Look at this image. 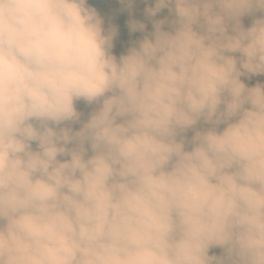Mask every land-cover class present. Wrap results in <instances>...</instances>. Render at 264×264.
I'll use <instances>...</instances> for the list:
<instances>
[{"label":"clouds","instance_id":"obj_1","mask_svg":"<svg viewBox=\"0 0 264 264\" xmlns=\"http://www.w3.org/2000/svg\"><path fill=\"white\" fill-rule=\"evenodd\" d=\"M163 9L0 0V264H264V0Z\"/></svg>","mask_w":264,"mask_h":264},{"label":"trees","instance_id":"obj_2","mask_svg":"<svg viewBox=\"0 0 264 264\" xmlns=\"http://www.w3.org/2000/svg\"><path fill=\"white\" fill-rule=\"evenodd\" d=\"M96 0H88V4L89 6H91V3L94 2ZM116 3L118 4V6L120 5L119 0H115ZM121 6V5H120ZM154 6V0H134L133 5L128 9L129 14L127 13L128 16V26L130 24V21H140L142 23L145 24L146 28L145 31L147 33H151L153 31V21L154 20H161L164 19L165 17H168L169 19L171 18L169 16L168 11H165L163 14L161 15H156L155 17H149L146 13V9L148 7H152ZM124 7L121 6V9H123ZM244 25L245 27H248L251 25V23L249 22V20L247 18H244ZM113 25H116L117 27H119V25L115 24L112 21ZM165 30L168 29V25L165 24L164 25ZM120 28V27H119ZM131 33H134L136 37H140V39H143V36L145 33H142L140 31H132L131 28L130 30H128ZM241 80L248 86V87H253L255 86L257 83H264V75H256V76H252L250 79H244L243 77H241ZM92 107L94 106H86L83 103L78 104V110L82 111L84 113V116L82 117V119L86 120L88 118V114L90 113V111L92 110ZM74 128L78 129L79 128V124L73 125ZM199 127V125H198ZM221 127H223V125H221ZM193 133L191 131L188 132V137L190 138L191 135ZM210 255L215 254V255H222L223 252L221 249L219 248H215V249H211L210 250Z\"/></svg>","mask_w":264,"mask_h":264},{"label":"rangeland","instance_id":"obj_3","mask_svg":"<svg viewBox=\"0 0 264 264\" xmlns=\"http://www.w3.org/2000/svg\"><path fill=\"white\" fill-rule=\"evenodd\" d=\"M121 6H123L124 8L121 9ZM121 6L119 5V9H120L121 13L122 14H127V13L129 14V12H130V11H128L129 7L126 4H121ZM165 11H168V10L163 9L157 15H161ZM257 15H259V13ZM245 18H247L249 20V22L251 23V20H252L251 17H245ZM104 26L106 29L115 26V28L117 30V35L113 41L114 47L112 49L113 54L116 55L117 57H119L121 54H126V52L128 51L129 48L136 46L137 42L139 40H141L140 37H136L134 33H131L128 31V30H130V26H128V24L123 28H119L116 25H113L112 21L104 20ZM242 77L244 79H248L247 77H244V76H242Z\"/></svg>","mask_w":264,"mask_h":264},{"label":"water","instance_id":"obj_4","mask_svg":"<svg viewBox=\"0 0 264 264\" xmlns=\"http://www.w3.org/2000/svg\"><path fill=\"white\" fill-rule=\"evenodd\" d=\"M91 7L95 8L101 17L114 18L115 23L120 28L125 27L127 24L128 17L126 15L122 16L117 12L118 6L114 0H96L91 3Z\"/></svg>","mask_w":264,"mask_h":264},{"label":"flooded vegetation","instance_id":"obj_5","mask_svg":"<svg viewBox=\"0 0 264 264\" xmlns=\"http://www.w3.org/2000/svg\"><path fill=\"white\" fill-rule=\"evenodd\" d=\"M117 12H119V13H120V15L124 16V14H122V13H121V11H120L119 7H118V10H117ZM106 17H107V16H106ZM106 17L104 16V17H101V18H102V19H104V20L113 21L114 23L116 22L114 18H111V19H109V17H107V18H106Z\"/></svg>","mask_w":264,"mask_h":264}]
</instances>
